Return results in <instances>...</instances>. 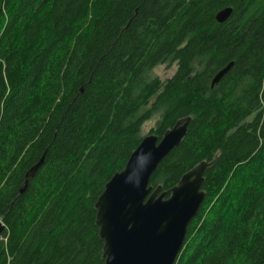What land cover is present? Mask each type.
<instances>
[{"label":"trees","instance_id":"obj_1","mask_svg":"<svg viewBox=\"0 0 264 264\" xmlns=\"http://www.w3.org/2000/svg\"><path fill=\"white\" fill-rule=\"evenodd\" d=\"M154 115L190 119L149 185L211 161L173 264H264V0H0V264H103L94 201Z\"/></svg>","mask_w":264,"mask_h":264},{"label":"water","instance_id":"obj_2","mask_svg":"<svg viewBox=\"0 0 264 264\" xmlns=\"http://www.w3.org/2000/svg\"><path fill=\"white\" fill-rule=\"evenodd\" d=\"M229 14L230 8L225 7L214 18L221 22ZM230 65L231 62L213 75L210 86ZM189 119H177L159 139L153 133L143 135L122 168L104 183L93 204L103 264H173L186 227L203 200V172L211 161L196 163L166 190L148 182L159 161L185 135ZM40 162L39 159L25 176H32ZM2 229L0 221V232Z\"/></svg>","mask_w":264,"mask_h":264},{"label":"rangeland","instance_id":"obj_3","mask_svg":"<svg viewBox=\"0 0 264 264\" xmlns=\"http://www.w3.org/2000/svg\"><path fill=\"white\" fill-rule=\"evenodd\" d=\"M173 69V65L170 67H165V64H159L151 69V71L149 72V76H156L160 79H164L172 73ZM155 118L156 115L152 116L150 119H148L141 125V135H145L148 132Z\"/></svg>","mask_w":264,"mask_h":264}]
</instances>
